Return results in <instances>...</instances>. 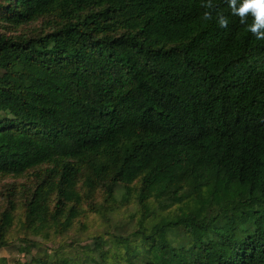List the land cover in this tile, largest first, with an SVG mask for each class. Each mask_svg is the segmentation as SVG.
Here are the masks:
<instances>
[{"label": "trees", "instance_id": "16d2710c", "mask_svg": "<svg viewBox=\"0 0 264 264\" xmlns=\"http://www.w3.org/2000/svg\"><path fill=\"white\" fill-rule=\"evenodd\" d=\"M204 2L0 1V177L35 179L23 202L5 185L0 249L17 230L37 253L94 191L135 190L121 264H264V40L228 0H212L227 28L202 20ZM153 198L185 205L158 214ZM95 241L85 262L120 264Z\"/></svg>", "mask_w": 264, "mask_h": 264}, {"label": "rangeland", "instance_id": "374dc122", "mask_svg": "<svg viewBox=\"0 0 264 264\" xmlns=\"http://www.w3.org/2000/svg\"><path fill=\"white\" fill-rule=\"evenodd\" d=\"M2 1V0H0ZM40 21L34 25H28L26 30L30 32V35L35 34L33 27L40 28ZM24 29V28H23ZM2 70H0V74ZM17 187L18 196L17 200L23 202L26 194L24 191L34 189L35 179L34 172H26L23 176L18 178H2L0 177V195L5 189V185L12 184ZM138 185V184H137ZM135 185V186H137ZM2 191V192H1ZM132 194L129 197L128 202L121 203L120 196L116 193V201L108 200L109 203L103 200L105 197L103 191L96 190L89 195L90 199L85 203V212L83 216L76 218L72 225L63 232L54 234L50 240L44 241L41 244V248L37 253H40L41 257L46 261L53 260L59 264H64L66 261L74 263L76 260L82 261L83 264H89L85 262V258L91 256H98L97 253L92 250L95 247V237L102 235L103 239H106L104 244V252L106 260L110 263L113 259L120 257L121 263H125L122 259H125L126 251L123 244H113L112 241L115 236L129 237L131 242H134L133 232L137 229V221L140 216V205L137 200V191L131 190ZM0 196V203H3ZM92 202V203H91ZM91 203V204H89ZM185 205L184 202L171 204L168 201L160 199H151L150 206L153 211L158 214H176L179 215L181 210L179 206ZM92 208H96L98 212H93ZM19 218H23V213H20ZM22 235L16 230L13 243L8 246H4L0 249V264H24L27 261L35 259L37 257V249L31 248L29 250L27 242L25 244L21 241ZM41 243V239L37 238ZM127 258V255H126ZM5 260V263L2 262ZM74 261V262H73ZM119 264V263H118Z\"/></svg>", "mask_w": 264, "mask_h": 264}, {"label": "clouds", "instance_id": "9594fccd", "mask_svg": "<svg viewBox=\"0 0 264 264\" xmlns=\"http://www.w3.org/2000/svg\"><path fill=\"white\" fill-rule=\"evenodd\" d=\"M206 11L203 12L202 20L211 21L212 12L216 11L218 16V25L221 28H227L229 19L222 12L217 10V5L212 0H205L201 5ZM228 8L231 15L239 17L240 23L246 26L257 40H264V0H228ZM252 17V22L248 23V17Z\"/></svg>", "mask_w": 264, "mask_h": 264}]
</instances>
